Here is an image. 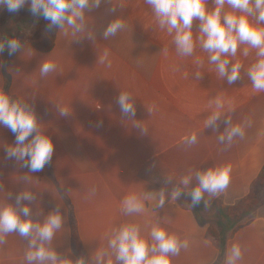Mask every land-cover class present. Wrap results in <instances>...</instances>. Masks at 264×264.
<instances>
[{"label":"crops","instance_id":"1","mask_svg":"<svg viewBox=\"0 0 264 264\" xmlns=\"http://www.w3.org/2000/svg\"><path fill=\"white\" fill-rule=\"evenodd\" d=\"M112 3L123 8L109 12L112 4L102 3L86 11L89 27L95 30L93 41L86 37L72 41L71 35L65 36L58 29L50 53L25 46L13 58L7 77L0 53V89L34 107L41 127L54 144L55 172V179H51L7 159L4 146L15 143V134L0 126V185L5 191L0 192V201L10 192L8 202L14 203L20 191L31 190L43 213L34 219L40 220L59 205L65 221L53 244L72 259L77 256L71 247L70 206L78 220L87 259L99 247L107 246L105 234L111 229L133 222L147 235L159 220L169 232L188 241L187 249H181L172 264H224L232 243L242 246L243 264H264V206L243 228L229 235L223 251L207 239L218 211L244 200L264 168V92H254L244 74L254 62L255 53L245 58L241 47L234 59L244 65L242 78L230 85L217 77L215 66L208 63V54L199 46L193 57H179L172 37L156 26L144 0ZM29 8L30 4L23 7L30 13ZM5 11L6 7L0 6V15ZM116 17L124 19L126 29L104 40V28ZM198 25L194 22V32ZM164 47L168 48L167 56L161 52ZM105 49L111 67L97 63ZM196 56L204 60L200 80L194 78ZM45 59L53 60L57 68L42 78L39 65ZM120 90L133 94L136 114L132 119L142 121L148 134H141L121 113L116 102ZM218 95L225 100L226 112L229 104L234 108L228 113L234 124L251 121L244 138H235L228 148L217 140L226 127L223 122L216 133L204 127L212 111L209 101ZM57 106L67 108L70 114L59 115ZM153 106L150 114L147 109ZM192 133L197 135V143L188 146L186 138ZM221 164H231V181L211 201V208H205L203 201L190 207V196L182 194L176 201L169 196L161 209L147 203V210L141 214L125 216L121 211V200L129 192H152L164 187L170 193L175 181L189 169L206 170ZM23 175L32 176L29 183L20 181ZM166 177H172V183L166 184ZM194 186L195 181L190 187ZM92 188L96 191L90 197ZM31 207L35 212L36 204ZM26 243L17 234L7 236L6 243L0 245V264H26Z\"/></svg>","mask_w":264,"mask_h":264},{"label":"clouds","instance_id":"2","mask_svg":"<svg viewBox=\"0 0 264 264\" xmlns=\"http://www.w3.org/2000/svg\"><path fill=\"white\" fill-rule=\"evenodd\" d=\"M102 3L112 4L109 12H115L117 7L123 8V5H114L112 0H0V6L13 13L30 4V13L47 20L49 31L58 28L65 36L71 35L74 38L72 41L84 37L92 41L96 39L95 30L89 27L85 13L99 8ZM144 3L151 9L156 26L172 37L179 57H193L199 46L208 54V63L215 66L217 77L230 85L242 78L244 70L243 63L234 59L238 51L242 47L245 58L254 52L255 60L244 74L251 81L254 92H264V0H211V7L209 0H144ZM196 21L199 25L194 32ZM126 27L124 19L116 17L104 28L102 37L108 40ZM6 47L12 55L23 45L17 38L0 36V53ZM161 52L167 56L168 48H162ZM108 56L109 51L105 49L98 56L97 63L111 67ZM194 64L197 69L194 78L200 80L203 78L200 69L204 67V60L196 56ZM56 68L53 60L45 59L39 65V74L42 78L47 77ZM135 100L127 90H120L116 98L121 113L130 118L132 126L140 129L141 134L146 135L148 130L142 121L132 119L136 114ZM208 106L212 111L204 127L216 133L221 122L226 125L223 132L217 135L219 143L228 148L235 138H244L245 128L251 126L249 119L234 124L228 114L234 112V108L229 104L226 112L225 100L219 95L210 100ZM57 110L61 116L70 114L62 106H57ZM147 110L151 114L154 106ZM0 126L15 134V143L4 146L7 159H14L20 167L33 173L42 171L51 162L54 144L41 127L34 107L25 100L13 98L3 89H0ZM196 143L195 133L186 138L188 146ZM231 171V164L210 166L206 170L189 169L175 181L170 193L164 187L159 191L129 192L121 200V211L125 216L141 214L147 210V203H151L154 209H161L169 196L176 201L182 194L190 196V207L203 201L205 208H211V201L229 186ZM31 177L23 175L20 181L27 184ZM172 181V177H166V184ZM193 181L195 186L190 187ZM95 191V188L90 189L89 196H94ZM0 192H5L3 185H0ZM11 196L7 192L5 199L0 201V245L6 243L10 234L19 235L27 241L24 252L26 264H172L181 249L188 247L187 240L169 232L159 220L151 226L147 235L142 234L138 223L125 222L105 234L107 246L99 247L90 259H85L83 255L72 259L68 253L58 252L53 244L65 221L59 205L42 220L34 219L43 214L36 194L23 189L15 196V202L9 203ZM33 204H36L35 212L31 207ZM224 264H243V249L239 243H232L227 249Z\"/></svg>","mask_w":264,"mask_h":264},{"label":"trees","instance_id":"3","mask_svg":"<svg viewBox=\"0 0 264 264\" xmlns=\"http://www.w3.org/2000/svg\"><path fill=\"white\" fill-rule=\"evenodd\" d=\"M16 15H19V17H23L26 15V10L21 8L18 12L15 13L9 12L7 10L0 15V36H6V26L8 24V21ZM48 23L49 22L44 19L37 24L33 32H31L30 34L24 31H18L12 36V38L19 39L23 45V48L27 45H31L41 53H50L55 47L58 28H53L51 31H49L47 29ZM20 51L9 55L8 49L6 47L4 52L2 53L5 77H7V70L13 58ZM8 94L12 96L10 93ZM12 97L16 98L14 96ZM40 174L51 179H55L53 160H51V162L47 164L42 171H40ZM263 202L264 168L260 172L257 179L253 182L248 196L240 204H238L236 207L228 209L222 208L218 211L219 215L216 218V222L213 221L207 231V239L211 241L216 248L223 251L226 247L229 235L238 232L243 227V225L241 224L242 221L254 210L260 207ZM69 210L71 247L77 258L83 255L85 259H87V252L81 239L76 214L72 206L69 207Z\"/></svg>","mask_w":264,"mask_h":264},{"label":"rangeland","instance_id":"4","mask_svg":"<svg viewBox=\"0 0 264 264\" xmlns=\"http://www.w3.org/2000/svg\"><path fill=\"white\" fill-rule=\"evenodd\" d=\"M44 18L43 17H35L33 16L31 13H29L28 11H26V15L23 17H19V15H16L15 17H12L9 21L8 24L6 26V36L8 38H12V36L18 32V31H24L27 33H31L33 32V30L35 29V27L37 26V24L41 21H43ZM30 46V45H27ZM243 201V200H242ZM241 201V202H242ZM240 202V203H241ZM239 203V204H240ZM238 205V204H237ZM236 205V206H237ZM234 206V207H236ZM264 206V202L260 207ZM260 207H258L256 210H258ZM254 210L251 214H249L243 221H242V225L243 227L246 225V223L248 222L249 218L252 216V214L256 211ZM216 222V220H214ZM242 227V228H243Z\"/></svg>","mask_w":264,"mask_h":264}]
</instances>
